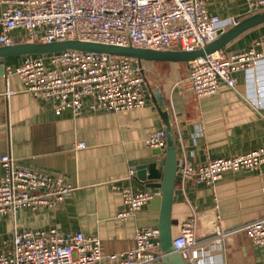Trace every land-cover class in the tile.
<instances>
[{
    "label": "crops",
    "instance_id": "0c3cea01",
    "mask_svg": "<svg viewBox=\"0 0 264 264\" xmlns=\"http://www.w3.org/2000/svg\"><path fill=\"white\" fill-rule=\"evenodd\" d=\"M203 3L210 16L222 20L250 17L248 0ZM5 7L6 0H0V13ZM262 37L264 24L241 34L223 53L245 51ZM23 60L8 58L6 68L14 69ZM142 65L149 74L148 79L145 72L144 108L120 113L85 109L77 116L70 110L57 115L53 101L35 98L17 75L0 71V160L11 155L17 164L42 174L60 175L74 187L63 204L0 217V255L15 233L56 229L99 237L103 264H120L136 247L138 229L159 230L160 210L151 202L160 190L150 185L160 181H143L137 170L152 162L163 168L165 155L145 144L153 132L166 131L159 107L170 116L178 168L183 161L202 165L264 147V60L255 69L236 73L235 89L221 84L217 94L206 97L176 86L188 75V64ZM149 86L162 106L154 102ZM7 87L15 91L13 96H6ZM83 142L86 148H77ZM2 176L0 162V180ZM125 189L149 192L153 199L121 220L118 215L124 209L121 193ZM194 216L199 248L205 253L199 257L203 264H264V247L254 245L245 234L219 237V232L264 218V164L257 171L225 172L214 189L206 184H182L177 174L171 214L173 239Z\"/></svg>",
    "mask_w": 264,
    "mask_h": 264
},
{
    "label": "built area",
    "instance_id": "2783aa9c",
    "mask_svg": "<svg viewBox=\"0 0 264 264\" xmlns=\"http://www.w3.org/2000/svg\"><path fill=\"white\" fill-rule=\"evenodd\" d=\"M264 11V0H248V15ZM238 20L210 16L203 0H6L0 13V47L23 43L79 41L84 43L133 47L153 51L192 52L212 44ZM17 34V35H16ZM264 60V37L245 51H223L201 57L188 64L189 72L176 86L197 97L212 96L221 84L236 87L235 74L255 69ZM6 75L15 74L24 89L38 99L53 101L55 113L70 110L75 116L91 112H127L146 106L144 73L129 58L67 50L31 56ZM15 91L6 88V96ZM153 149H166L167 133L155 131L145 139ZM77 148H86L79 143ZM0 217H16L21 210L53 208L63 204L74 190L60 175L42 174L17 164L11 155L2 156ZM264 164V147L231 158L213 159L202 165L181 162L178 175L182 184L215 183L225 172L257 171ZM215 193V190H213ZM124 209L121 220L143 209L152 199L149 192L122 190ZM245 234L264 247V218L234 230L219 232V237ZM136 247L120 264H157L161 251L159 230L138 229ZM197 220L185 222L181 234L173 239L175 253L189 264H203L199 257ZM99 237L84 233H61L56 229L15 233L0 264H103Z\"/></svg>",
    "mask_w": 264,
    "mask_h": 264
},
{
    "label": "water",
    "instance_id": "95a60500",
    "mask_svg": "<svg viewBox=\"0 0 264 264\" xmlns=\"http://www.w3.org/2000/svg\"><path fill=\"white\" fill-rule=\"evenodd\" d=\"M222 33L216 41L192 52L186 51H153L147 49H138L133 47H118L110 45L84 43L79 41L54 42L49 44L43 43H23L14 46L0 47V71L6 73V60L16 56H42L48 54L61 53L67 50L106 54L110 56L125 57L136 61L143 68V62H164V63H182L189 64L198 58L205 57L217 52L223 51L228 44L238 38L241 34L264 24V11L252 15ZM144 73V71H143ZM149 85V84H148ZM150 87V86H149ZM150 93L153 100L159 106H162L161 100H158L153 94L151 87ZM159 97V96H158ZM159 109V113L165 123L167 133V147L165 150H159L158 154H164L163 168H158L157 162L137 168L140 178L143 181H160V183L150 185L153 189L160 190V195L156 196L152 203L153 208L160 210L159 233L161 251L165 254V258L158 264H189L181 254L175 253L173 248V235L171 225V214L173 207V199L175 187L177 184L178 174V158L176 153V145L172 127L170 124V116L168 112ZM148 173V175H147Z\"/></svg>",
    "mask_w": 264,
    "mask_h": 264
},
{
    "label": "rangeland",
    "instance_id": "374dc122",
    "mask_svg": "<svg viewBox=\"0 0 264 264\" xmlns=\"http://www.w3.org/2000/svg\"><path fill=\"white\" fill-rule=\"evenodd\" d=\"M16 57H19V56H16ZM21 57V56H20ZM13 58V57H12ZM143 71H144V74L146 72V78H147V75H148V79H149V74H148V70H147V67L144 65L143 66ZM187 77V76H186ZM177 84V83H176Z\"/></svg>",
    "mask_w": 264,
    "mask_h": 264
},
{
    "label": "trees",
    "instance_id": "16d2710c",
    "mask_svg": "<svg viewBox=\"0 0 264 264\" xmlns=\"http://www.w3.org/2000/svg\"><path fill=\"white\" fill-rule=\"evenodd\" d=\"M19 57H20V56H19ZM22 57L25 59V58H27V57H31V56H21V58H22ZM144 78H145V74H144Z\"/></svg>",
    "mask_w": 264,
    "mask_h": 264
}]
</instances>
